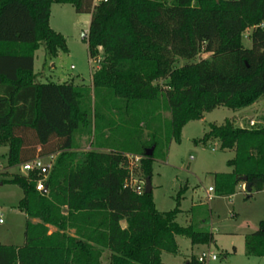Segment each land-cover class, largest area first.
<instances>
[{
	"label": "trees",
	"instance_id": "1",
	"mask_svg": "<svg viewBox=\"0 0 264 264\" xmlns=\"http://www.w3.org/2000/svg\"><path fill=\"white\" fill-rule=\"evenodd\" d=\"M54 3L91 14L90 58L102 48L91 86L37 80L41 44L48 60L68 51L65 36L50 26ZM248 28L250 47L243 43ZM202 53L210 56L196 60ZM91 90L94 108L85 104ZM263 95L264 0H0L7 166L57 156L42 191L37 171L4 175L3 184L22 188L17 208L27 220L22 246L0 244V264H102L106 251L108 264H165L164 252L179 253L177 236L194 246L214 243L207 217L196 218L200 204L187 212L188 225L178 222L187 187L173 210L159 211L152 192L127 184L134 169L128 154L141 156L139 168L151 179L156 149L181 143L185 125L220 106L248 108ZM162 110L170 113L166 131L155 125ZM81 130L108 150L76 151ZM211 141L234 151L231 171L213 174L215 195L232 196L240 184H251L248 198L264 191V125L211 123L195 144ZM245 253L264 257V219L245 235ZM186 264L201 263L193 255Z\"/></svg>",
	"mask_w": 264,
	"mask_h": 264
},
{
	"label": "rangeland",
	"instance_id": "2",
	"mask_svg": "<svg viewBox=\"0 0 264 264\" xmlns=\"http://www.w3.org/2000/svg\"><path fill=\"white\" fill-rule=\"evenodd\" d=\"M91 14L78 13L71 4L54 3L51 7L50 26L62 33L67 40L68 51H60L52 60L45 58V48L41 44L35 52V72L39 73V81L67 82L74 81L78 85L91 86V75L99 67V63L91 60L88 51V39L82 38L83 32H89ZM251 28L243 34V43L250 47ZM208 53L200 54L196 60L208 58ZM102 59V52L97 57ZM187 63L180 60L178 65ZM91 89V88H90ZM86 103L94 108V92L91 90ZM160 125L166 131L169 111L162 110ZM227 119L236 125H264V95L256 104L241 110H232L225 106L204 114L201 120L189 122L182 130L181 143L174 140L168 146H158L152 168V195L159 211L173 210L177 206L176 198L185 187L180 201L184 211L178 216V222L186 226L191 215L187 214L192 206L200 204L196 218L209 220L207 228L214 234L215 242L209 245L194 246L185 236H177L179 253L174 255L164 252L162 260L165 264H186L193 255L197 256L203 249L211 247L218 253V260L212 264H264V257L248 256L245 253V235L257 230L259 222L264 219V192H254L248 198L244 184H240L232 196H217L215 192L209 200L207 189L214 184V173H227L231 169L227 161L234 156V151L220 149L218 141L207 145L195 144L209 130V125L222 124ZM253 120V121H252ZM158 122V121H157ZM148 130H146L145 135ZM76 151L92 149L108 150L107 147H94L93 136L82 130L76 134ZM105 141L103 136L98 142ZM167 147V148H166ZM7 144L0 145V244L22 246L25 242L26 215L17 208L19 200L24 196L21 187L5 183V174L21 173L17 166H7ZM54 157V162L56 160ZM140 160H134L132 178L139 184L146 180L140 170ZM52 169V168H51ZM146 184V183H145ZM203 228V227H202ZM51 229V228H50ZM71 233L74 230H70ZM109 253L102 256V264H108Z\"/></svg>",
	"mask_w": 264,
	"mask_h": 264
},
{
	"label": "built area",
	"instance_id": "3",
	"mask_svg": "<svg viewBox=\"0 0 264 264\" xmlns=\"http://www.w3.org/2000/svg\"><path fill=\"white\" fill-rule=\"evenodd\" d=\"M88 33L89 32H83L81 35L82 38L88 39ZM91 60H95L97 63H100V61H101V59H98V58H91ZM128 156L130 157V159L132 160L133 163H134V160L139 161L141 159V156H139V155L128 154ZM54 157H55V155L37 157V158L32 159L30 161L21 163V164L17 165V167L20 169V172L23 174H29L30 172L37 171L40 175V179L37 181L36 188H37V190L42 191L45 189V181L47 180L49 173L51 171V168L53 167ZM145 183L139 184L138 182L134 181V179L132 178V172L130 173V179H129L127 184L135 187L136 191L139 194H141L145 191V187H146ZM245 187H246V185H244V189H245ZM213 192H214V187L210 186L207 189V196H208L209 200L212 198ZM0 222H2V220H0ZM197 259L201 264H212L218 260V253L215 250H213L211 247H207V248L203 249L197 255Z\"/></svg>",
	"mask_w": 264,
	"mask_h": 264
},
{
	"label": "water",
	"instance_id": "4",
	"mask_svg": "<svg viewBox=\"0 0 264 264\" xmlns=\"http://www.w3.org/2000/svg\"><path fill=\"white\" fill-rule=\"evenodd\" d=\"M153 152H154V146L151 147L150 149H148V150L146 151V154H147V156H151V155L153 154ZM152 190H153V187H152L151 179H150V178H147V179H146L145 192H146V193H151ZM251 190H252V186H251V184L246 185V187H245V191H246V192H250Z\"/></svg>",
	"mask_w": 264,
	"mask_h": 264
},
{
	"label": "crops",
	"instance_id": "5",
	"mask_svg": "<svg viewBox=\"0 0 264 264\" xmlns=\"http://www.w3.org/2000/svg\"><path fill=\"white\" fill-rule=\"evenodd\" d=\"M100 52H102V48H100ZM34 72H35V64H34ZM35 73L37 74V80L39 81V79H38V78H39V73H38V72H35ZM92 74H93V73H92ZM90 82H92V75H91V81H90ZM255 104H256V103H255ZM252 106H253V105H252ZM248 108H249V107H248ZM252 121H253V120H252ZM240 126H243V124H241ZM103 151H106V150H103ZM230 169H231V168H230ZM210 186H212V185H210ZM210 186H209V187H210ZM238 187H239V186H238ZM262 192H264V191H261L260 193H262ZM33 221L37 222L38 220L35 219V220H33ZM123 226L126 227L127 224L124 222V223H123ZM50 228H51V229H50L51 231L55 230V228H54L53 226H50Z\"/></svg>",
	"mask_w": 264,
	"mask_h": 264
}]
</instances>
